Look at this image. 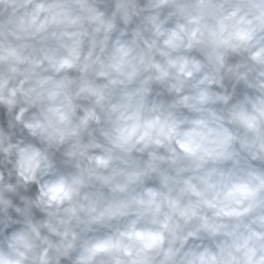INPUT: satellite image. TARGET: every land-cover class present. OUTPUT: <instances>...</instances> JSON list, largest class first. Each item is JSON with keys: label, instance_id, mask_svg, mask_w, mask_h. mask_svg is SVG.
<instances>
[{"label": "clouds", "instance_id": "1", "mask_svg": "<svg viewBox=\"0 0 264 264\" xmlns=\"http://www.w3.org/2000/svg\"><path fill=\"white\" fill-rule=\"evenodd\" d=\"M0 264H264V0H0Z\"/></svg>", "mask_w": 264, "mask_h": 264}]
</instances>
